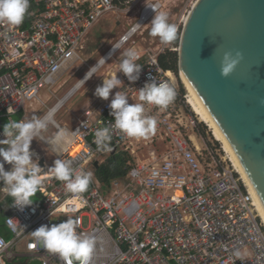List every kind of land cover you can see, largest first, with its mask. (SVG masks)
I'll list each match as a JSON object with an SVG mask.
<instances>
[{
  "label": "built area",
  "instance_id": "1",
  "mask_svg": "<svg viewBox=\"0 0 264 264\" xmlns=\"http://www.w3.org/2000/svg\"><path fill=\"white\" fill-rule=\"evenodd\" d=\"M136 1L141 0H30L21 25L0 21V139H4V122L10 118L7 109L11 106L14 116L22 114L25 119L28 108L41 100L44 91L52 90L62 72L79 57L90 32L116 13L119 5ZM147 3L164 11L162 1ZM154 14L144 2L138 19L116 43L119 50L106 60V64L112 61L109 75L122 81L111 95L121 91L129 96V103L140 102L138 89L152 82L150 78L167 81L175 89V98L166 109L145 104L146 114L157 119L148 157L141 158L135 149L142 138L115 129L109 150L95 144L96 129L113 128L114 117L108 107L111 95L107 101L94 96L72 129L54 121L57 131L66 133L63 143H47L41 134L37 137L55 159H71L77 171L91 172L92 182L86 192L74 194L66 190L64 182L46 174L32 206L22 212L11 207L5 227L13 237L7 240L0 234V264H14L19 258L28 264L34 260L64 264L58 254L49 253L30 234L41 225L57 224L59 215L78 219V233L95 237L92 264H264L259 200L233 164L207 145L200 148L186 133L188 127L195 129L196 122L191 119L190 125H184L176 110L183 95L175 73L160 64L163 53L135 46L136 36L150 26ZM136 23L142 26L131 32ZM129 45L142 65L135 82L118 71L126 58L122 51ZM113 151L128 153L133 162L123 177L105 183L97 177L95 163L99 167L106 164ZM46 156L38 157L45 171L54 162L48 164ZM8 218L25 226L24 232H11ZM22 244L20 254L17 248ZM237 250L242 253L240 259L234 255Z\"/></svg>",
  "mask_w": 264,
  "mask_h": 264
},
{
  "label": "clouds",
  "instance_id": "2",
  "mask_svg": "<svg viewBox=\"0 0 264 264\" xmlns=\"http://www.w3.org/2000/svg\"><path fill=\"white\" fill-rule=\"evenodd\" d=\"M145 6L154 11V17L150 22V35L158 37L162 44H170L177 39L178 29L176 24L169 22V15L166 11H158L157 5H149L145 0ZM30 8V0H0V21L12 26L21 25ZM140 26L136 23L131 28L135 32ZM125 37L124 39H126ZM120 45H112L113 50H119ZM111 55V54H110ZM125 59L119 64V70L129 82L139 80L142 65L137 63L138 54L134 49H127L124 52ZM243 59V53L226 51L220 60V74L223 77L230 76L237 65ZM106 64V58L100 57L97 63L85 74L84 78L78 80L81 85L92 78L96 69ZM145 83L138 89L139 103H129V96L121 91L112 90L120 88L122 81L117 75L103 79L102 85H98L94 95L105 101H111L108 107L110 115L114 117L113 128L103 126L95 130L94 142L98 148L110 149L113 129L132 138H147L153 134L157 127L155 116L146 114L145 104L155 105L160 109H166L175 98V89L167 81ZM9 119L3 126L0 139V182L3 189L11 198V207L23 211L34 203V197L40 192L44 182V176L51 174L57 180L65 183L69 193L81 194L88 190L92 182V173L77 171L73 168L71 159H55L53 165L44 170L39 164L38 156L31 150L32 141L38 135L46 132L52 120V112L44 117L33 115L28 119H13L15 109L11 106L7 109ZM54 111V110H53ZM66 133L63 130L57 131L52 137L51 143L61 144L64 142ZM48 143V141H46ZM36 157V158H34ZM5 163L10 169H5ZM79 220L67 218L59 224L41 225L32 231L31 236L41 242L44 249L49 253L58 254L64 264H92L96 250V239L94 236L78 233ZM7 224L11 232L20 235L24 227L18 220L8 218ZM2 243V241H0ZM234 255L242 258L241 251L237 250Z\"/></svg>",
  "mask_w": 264,
  "mask_h": 264
},
{
  "label": "water",
  "instance_id": "3",
  "mask_svg": "<svg viewBox=\"0 0 264 264\" xmlns=\"http://www.w3.org/2000/svg\"><path fill=\"white\" fill-rule=\"evenodd\" d=\"M236 50L243 59L230 76H221L223 53ZM179 70L226 138L264 209V0H199L182 33Z\"/></svg>",
  "mask_w": 264,
  "mask_h": 264
},
{
  "label": "rangeland",
  "instance_id": "4",
  "mask_svg": "<svg viewBox=\"0 0 264 264\" xmlns=\"http://www.w3.org/2000/svg\"><path fill=\"white\" fill-rule=\"evenodd\" d=\"M165 5L164 11L169 15V22L176 24L178 33L177 39L179 44L175 42L170 44H162L158 37H152L150 35V26L141 34L135 38L136 48L143 49V51H157L165 53L166 51L178 52L180 49V42L182 33L185 27V19L189 17L192 9L199 0H159ZM145 0L133 2L130 5H119V9L116 13L106 16L86 37L85 42L79 52V57L72 62L60 75L58 84L52 90H46L42 93L40 101L35 102L30 106L25 113V119L31 118L33 115L43 117L50 109H52L61 99H63L78 83V80L84 78L86 72L94 66L100 57H105L111 50L112 45H115L119 38L126 32L129 26L135 22L139 17V12L142 9ZM132 45L127 46L122 52L132 48ZM112 61L100 68L95 75L73 96L66 104L56 113L55 121L62 126L67 125L68 129H72L76 122L81 118L83 109L92 101L94 98V92L98 85H102L103 79L110 78L109 73L111 72ZM175 83L180 88L182 93V102L177 105L176 110L181 115L184 125H190L191 119L196 122V127L193 130L188 127L186 133L192 135L196 144L200 148H205L206 145L210 149H213L215 154L219 158H225L232 166L228 154L225 152L223 145L215 139L212 131L207 124L198 120V116L193 112L190 104V93L182 79L180 70L178 74H175ZM182 84L184 90L182 91ZM13 119L19 120L18 117L13 116ZM57 131L55 125L49 124L46 132L41 135L47 140L52 139L53 133ZM53 132V133H52ZM37 140H33L31 149L36 148L43 150L41 154H45L48 151L47 146L36 137ZM151 137L142 138L136 142L135 149H137L138 155L143 158V155L148 157L152 145L149 143ZM49 156V155H47ZM53 156V155H52ZM55 156V155H54ZM53 158L55 159V157ZM71 216L59 215L55 217V222L59 224L65 221ZM73 218V217H71ZM1 234V233H0ZM3 235V234H1ZM7 240H11L13 236L6 237ZM18 253H23V244L17 248ZM25 259L19 258L16 263H24Z\"/></svg>",
  "mask_w": 264,
  "mask_h": 264
},
{
  "label": "bare ground",
  "instance_id": "5",
  "mask_svg": "<svg viewBox=\"0 0 264 264\" xmlns=\"http://www.w3.org/2000/svg\"><path fill=\"white\" fill-rule=\"evenodd\" d=\"M197 4V3H196ZM195 4V5H196ZM188 18L185 19V25L187 23ZM115 51H109V55L107 56L108 58L112 56V54ZM111 54V55H110ZM105 56V57H106ZM107 58V59H108ZM103 67V65L101 66ZM98 67L96 69V72L101 68ZM95 75V74H94ZM182 75V79L184 81V83L186 84L187 89L189 90L190 93V99H189V104L193 110V112L198 116V120H200L201 122L207 124V126L210 128V130L212 131L213 136L215 137V139L217 141H219L222 145L223 148L225 150V152L228 154V157L230 159V161L233 163L234 167L236 168L237 172L242 176L243 180L246 182V184L251 187V190L253 191L254 195L256 196V198L258 199L244 169L242 168L238 158L236 157L235 153L233 152L232 148L230 147L229 143L227 142L226 138L224 137V135L222 134V132L220 131V129L217 127V125L215 124V122L213 121V119L210 117V115L208 114V112L206 111V109L203 107V105L201 104V102L199 101V99L196 97V95L194 94V92L192 91V89L190 88L189 84L187 83V81L185 80L183 74ZM93 77V76H92ZM90 80V79H89ZM88 80V81H89ZM87 81V82H88ZM86 82V83H87ZM85 83V84H86ZM83 87V85H81L80 83H78L63 99H61L52 109H50L49 112H52V120L50 123L55 124L54 119H55V115L56 113H58V111L66 104V102L73 97V95L79 91L81 88ZM54 110V111H53ZM48 112V113H49ZM47 113V114H48ZM46 114V115H47ZM45 115V116H46ZM44 117V116H43ZM49 123V124H50ZM40 136V135H38ZM259 200V199H258ZM260 202V201H259ZM260 212H261V217L263 219L264 222V209L260 203Z\"/></svg>",
  "mask_w": 264,
  "mask_h": 264
},
{
  "label": "trees",
  "instance_id": "6",
  "mask_svg": "<svg viewBox=\"0 0 264 264\" xmlns=\"http://www.w3.org/2000/svg\"><path fill=\"white\" fill-rule=\"evenodd\" d=\"M175 44L178 45L179 40H176ZM159 61L161 66L165 70H171L175 74H178L179 72L178 52L166 51L164 54L160 55ZM182 91H185L183 84H182ZM20 115L22 116V114ZM130 162H133V158L128 153L123 152V153L114 154L107 160L106 164L102 165L97 170L96 175L102 182L110 183L114 179L121 178L126 174V169Z\"/></svg>",
  "mask_w": 264,
  "mask_h": 264
},
{
  "label": "crops",
  "instance_id": "7",
  "mask_svg": "<svg viewBox=\"0 0 264 264\" xmlns=\"http://www.w3.org/2000/svg\"><path fill=\"white\" fill-rule=\"evenodd\" d=\"M78 92V91H77ZM76 92V93H77ZM75 93V94H76ZM74 94V95H75ZM73 95V96H74ZM95 96V95H94ZM15 117H18L19 120L22 119V116L21 115H17ZM8 120H5L4 124L7 122ZM55 121V119H54ZM59 124V123H58ZM61 125V124H60ZM62 126V125H61ZM65 127L68 128L67 125H64ZM53 133V132H52ZM57 133V131L55 133H53V136ZM46 139V138H45ZM47 140V139H46ZM51 140V139H50ZM48 141V140H47ZM45 144V143H44ZM47 146V149H48V145L45 144ZM35 154L36 156L38 157H44L46 154L49 155V156H46L45 160L47 161L48 164L52 163L55 159L53 158L54 154L51 153L49 150V152L45 153V154H41L43 152V150H40V149H36V148H33L31 149ZM53 155V156H52ZM55 157V156H54ZM36 158V157H34ZM56 158V157H55ZM10 165L6 164L5 163V169L6 170H9L10 169ZM100 168V167H99ZM98 168V169H99ZM3 187V183L0 182V233L5 235L6 237H10L11 234L9 232V230L5 227V219L7 217V215L10 213V210H11V198L7 195L6 191L2 188ZM24 264V263H22Z\"/></svg>",
  "mask_w": 264,
  "mask_h": 264
},
{
  "label": "flooded vegetation",
  "instance_id": "8",
  "mask_svg": "<svg viewBox=\"0 0 264 264\" xmlns=\"http://www.w3.org/2000/svg\"><path fill=\"white\" fill-rule=\"evenodd\" d=\"M19 264H22V263H19Z\"/></svg>",
  "mask_w": 264,
  "mask_h": 264
}]
</instances>
